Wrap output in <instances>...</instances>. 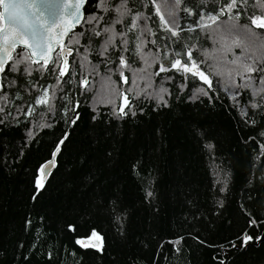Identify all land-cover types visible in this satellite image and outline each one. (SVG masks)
Masks as SVG:
<instances>
[{
	"label": "trees",
	"instance_id": "1",
	"mask_svg": "<svg viewBox=\"0 0 264 264\" xmlns=\"http://www.w3.org/2000/svg\"><path fill=\"white\" fill-rule=\"evenodd\" d=\"M169 1L163 12L165 0H127L121 17L120 0H86L63 76L56 54L47 68L28 62L31 75L13 67L23 49L0 73V264H264V49L219 38L223 54L233 51V93L199 58L212 50L210 26L245 29L264 47L252 23L264 0ZM157 9L173 16L176 36ZM146 57L151 69L130 78ZM177 59L194 61L211 86L174 69ZM103 76L127 105L96 101Z\"/></svg>",
	"mask_w": 264,
	"mask_h": 264
},
{
	"label": "snow or ice",
	"instance_id": "2",
	"mask_svg": "<svg viewBox=\"0 0 264 264\" xmlns=\"http://www.w3.org/2000/svg\"><path fill=\"white\" fill-rule=\"evenodd\" d=\"M101 7H104L106 0H100ZM127 0H120V3L116 6V11L119 16H124L127 14L128 9L126 8ZM176 3L179 4L180 0H176ZM264 6V4H262ZM34 5L26 2H18V0H0V8L3 9L0 12V71L4 70V65L12 59L11 53L15 51L18 45H22L25 49H28L26 55L23 56L22 61H17V63L21 62H30L31 64H40L41 67L47 68L48 64L52 62L53 54L55 53L57 56H60L66 50V45L63 44L62 37L67 35V32H60L54 38L51 35V26L48 24L46 20L40 17L35 12L31 11ZM64 8L72 7L71 5L65 4ZM77 14L74 16V23H80V16L78 14L79 8L81 5L78 3L76 6ZM236 7V2L233 0L231 4L228 5V8L231 9ZM107 11V8H105ZM157 15L160 16L161 24L164 26L166 31H170L173 36H176L177 33L172 30L168 25L170 21L166 20L163 15L160 14L159 9H157ZM31 17V19H30ZM95 19V18H94ZM213 22L215 21V17H209ZM89 23L91 21H88ZM120 20L117 19L116 23H119ZM252 23L257 27L264 28V18L254 17L252 19ZM135 21L133 22V27H135ZM111 31L109 28H105L104 32L107 33ZM96 36H100L101 33L99 31L95 32ZM116 34L113 33L112 36L108 37V40L104 44V51L107 50V47L112 43V40ZM122 35V34H121ZM76 43H79V39H76ZM59 46L60 51L56 52V47ZM68 54L71 53L70 49H67ZM188 58L191 60V53H188ZM41 61L43 63H41ZM66 61L65 68L61 69L60 75L63 76L66 71ZM121 67L126 66V62L123 58L120 61ZM13 67H16L14 64ZM172 67L177 71H183L184 73H191L193 76L199 75L201 79H203L206 83L210 82L207 80V77L203 72L198 70V65L194 61H192L191 66H189L188 62L185 61L182 63L180 59H177L173 62ZM163 65L160 67V71H168ZM25 71L31 75L30 67L26 68ZM256 71L252 66H246L245 72L251 73ZM251 77H249V80ZM261 84L264 85V79L261 80ZM250 84L242 85V87H249ZM259 91H264V88H261ZM258 94V92H254V95ZM47 93H45L44 98L40 99L38 103L45 104L47 103ZM59 152V148L56 149V152L53 153L55 156ZM43 185L38 181V187H42ZM151 195V193H149ZM92 235L96 237V233L93 232ZM99 239V237H96ZM248 237L245 238V242ZM82 246H88L85 241H78ZM179 243V241H177Z\"/></svg>",
	"mask_w": 264,
	"mask_h": 264
},
{
	"label": "rangeland",
	"instance_id": "3",
	"mask_svg": "<svg viewBox=\"0 0 264 264\" xmlns=\"http://www.w3.org/2000/svg\"><path fill=\"white\" fill-rule=\"evenodd\" d=\"M166 1L167 0H165V2H163L162 6H161L162 9H163V12H167V8L169 6L168 4L171 3V1H169L168 3ZM169 18H173V16H170ZM169 18L166 19V20H168V21L171 20ZM260 18H263V17H260ZM253 26L255 28L257 27L254 24H253ZM210 27L211 28H207V33L210 36L209 41H210V43L212 45V48H211L212 50L210 51V54L209 53L207 54V52L199 54V58H202V62L206 63L205 64V68L208 70V72L210 71V73H213L212 69L216 70L215 66H216V68L218 70L220 68L221 75H219V77L217 79L221 78V80H223L224 83L226 84V83H228L229 81L232 80V77L234 79L235 78L237 79V77L233 74V72H231L230 70L226 69V65L229 64V63H232V61H231L232 59H230V60H228V59H229V57H231L233 51L229 55L223 54L222 51H228V48H225L223 45L220 44L221 42L219 41V38L221 39V41L222 40H229V41L233 40L232 41L233 44H234L233 47L240 43V45L243 48L244 47L246 49L250 48V49H252L253 52H256L257 49H260L259 51L261 53H263L264 47L263 46L261 48L258 47L261 40H259L257 37L255 38L254 35L250 34L247 31H245V29H243V31H242L241 29H238L237 27L233 26L232 24H230L228 26H222V27L220 26V28L219 27L216 28V26L215 27L214 26H210ZM258 29H261V30L264 31V28L258 27ZM220 48H224V49L220 50ZM218 49L220 50V52L217 55L214 54V56H212L211 54L215 53L216 51H218ZM241 50H242V48L240 49V51ZM252 54H254V53H252ZM58 58L60 59V56H58ZM145 59L149 61V57H146ZM22 60L23 59H21V61ZM148 61H142V63L140 64L141 65V69L138 70V71H135V73H133V71L131 72V70H130L129 71L130 72V78H132V79H134L135 77L137 78L138 76H140V74H142V72L144 73V72L148 71L149 68L151 69V66H153V64H151V61H149V62ZM61 62H62V60H61ZM148 63H150V65ZM26 64H28V66L30 65L28 62H21V63H17L16 66H20V67L25 68L26 66H23V65H26ZM28 66H27V68H29ZM120 66H121V64H120ZM121 68L126 69V66L121 67ZM30 70H33V69H31V65H30ZM120 77L122 78L120 80V82L125 83V81H124L125 78H123V76H121V75H120ZM110 80L111 79H110L109 76H103V77H100L98 80L94 81V89H95V92H96L95 96L97 98L96 101H101L104 104L109 105L110 108L111 107L113 108V107H115L117 105L116 104V98L119 97L121 99V101L123 100L122 103L127 105V103H126L127 99H126V96L123 93V91L121 89H119V90H117V92H115ZM132 82L130 81V89H131V91L133 90V88H135V87H131ZM138 82L141 83V84H142V82L144 84H146L144 78H141L140 81H138ZM238 82L240 83L239 80L233 81V83L231 85L228 83L230 85L228 87L231 90V93H233L235 91V88H237L236 84H238ZM150 83L151 82L148 83L149 86H147V87L143 84L144 90H146V92L153 91L152 83L151 84ZM132 86H135V83H133ZM92 241L93 240H91V241H89L87 243L91 244Z\"/></svg>",
	"mask_w": 264,
	"mask_h": 264
},
{
	"label": "water",
	"instance_id": "4",
	"mask_svg": "<svg viewBox=\"0 0 264 264\" xmlns=\"http://www.w3.org/2000/svg\"><path fill=\"white\" fill-rule=\"evenodd\" d=\"M18 2H26L33 4L34 7L31 11L35 12L36 14H38L40 17H42L44 20L48 22V24L51 26V35L54 38L60 32H67V35L62 37V41L64 45L67 43V39L76 30V28L81 26L84 17L83 9L85 4H87L86 0H18ZM78 3L81 5L78 12L80 16V23L76 24L74 23V16L77 14V10L75 6ZM65 4L71 5L72 7L64 8L63 6ZM2 11L3 9L0 8V12ZM17 49L27 50V52L29 51L28 49H25L22 45H18L15 51L11 53L12 57ZM67 49L68 48H66L64 53H62L60 56L62 60L63 68H65V61L67 62L66 68L69 61L68 59L69 54ZM58 51H60L59 46L56 47V52ZM0 56H2V53H0ZM53 56H55V53L53 54ZM9 62L10 60L4 65V68ZM41 63L43 62L41 61ZM1 72L2 71H0V73ZM58 153L55 156H52L51 158L52 160L48 161L46 164L43 165L42 180L46 181L48 176L52 172H54L55 162L57 159L56 156L58 155ZM260 242H264V234H262L261 238L259 239L258 243Z\"/></svg>",
	"mask_w": 264,
	"mask_h": 264
},
{
	"label": "built area",
	"instance_id": "5",
	"mask_svg": "<svg viewBox=\"0 0 264 264\" xmlns=\"http://www.w3.org/2000/svg\"><path fill=\"white\" fill-rule=\"evenodd\" d=\"M244 241V243H245V240H243Z\"/></svg>",
	"mask_w": 264,
	"mask_h": 264
},
{
	"label": "flooded vegetation",
	"instance_id": "6",
	"mask_svg": "<svg viewBox=\"0 0 264 264\" xmlns=\"http://www.w3.org/2000/svg\"><path fill=\"white\" fill-rule=\"evenodd\" d=\"M61 56V55H60ZM61 59V58H60Z\"/></svg>",
	"mask_w": 264,
	"mask_h": 264
}]
</instances>
